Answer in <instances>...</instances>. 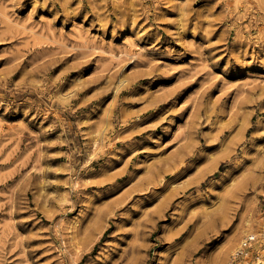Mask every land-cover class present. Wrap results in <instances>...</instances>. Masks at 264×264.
Wrapping results in <instances>:
<instances>
[{
  "label": "rangeland",
  "instance_id": "374dc122",
  "mask_svg": "<svg viewBox=\"0 0 264 264\" xmlns=\"http://www.w3.org/2000/svg\"><path fill=\"white\" fill-rule=\"evenodd\" d=\"M0 264H264V0H0Z\"/></svg>",
  "mask_w": 264,
  "mask_h": 264
},
{
  "label": "built area",
  "instance_id": "2783aa9c",
  "mask_svg": "<svg viewBox=\"0 0 264 264\" xmlns=\"http://www.w3.org/2000/svg\"><path fill=\"white\" fill-rule=\"evenodd\" d=\"M253 239H254V236H248V237H246V239L242 243V246L243 247L248 246L249 245V242L251 240H253ZM242 251H243V249L240 250V252H242Z\"/></svg>",
  "mask_w": 264,
  "mask_h": 264
},
{
  "label": "bare ground",
  "instance_id": "6f19581e",
  "mask_svg": "<svg viewBox=\"0 0 264 264\" xmlns=\"http://www.w3.org/2000/svg\"><path fill=\"white\" fill-rule=\"evenodd\" d=\"M112 54H114V53H112ZM114 55H115V54H114ZM249 235H252V234L249 233ZM249 235H248V236H249ZM240 250H241V249H240ZM239 252H240V251H239ZM245 252H247V251H245ZM235 253H236V251L233 252V255H235Z\"/></svg>",
  "mask_w": 264,
  "mask_h": 264
}]
</instances>
